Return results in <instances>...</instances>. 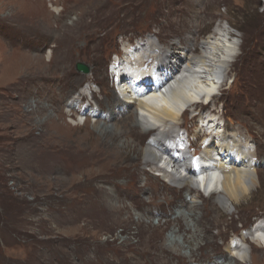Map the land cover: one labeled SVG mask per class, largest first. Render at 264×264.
Returning <instances> with one entry per match:
<instances>
[{
	"label": "rangeland",
	"instance_id": "obj_1",
	"mask_svg": "<svg viewBox=\"0 0 264 264\" xmlns=\"http://www.w3.org/2000/svg\"><path fill=\"white\" fill-rule=\"evenodd\" d=\"M218 25L231 26L240 46L209 108L244 132L263 169L264 0H0V264H210L216 255L241 264L228 247L245 234L255 245L264 181L226 208L213 187L170 181L143 161L153 131L140 150L125 148L124 118H111L105 100L117 85L111 69L133 46L204 38ZM78 91L100 116L68 107ZM194 115L180 120L190 136ZM177 216L198 237L180 231ZM252 254L262 264L264 250Z\"/></svg>",
	"mask_w": 264,
	"mask_h": 264
},
{
	"label": "bare ground",
	"instance_id": "obj_2",
	"mask_svg": "<svg viewBox=\"0 0 264 264\" xmlns=\"http://www.w3.org/2000/svg\"><path fill=\"white\" fill-rule=\"evenodd\" d=\"M202 13L203 10H197L195 18L201 17ZM228 26L218 25L204 38H181L178 45L171 41L162 47V44L148 39L140 46H133L129 52H124L123 63L116 64L111 69L117 85L113 87L112 95L105 99L109 105L110 117L118 115L124 118L122 125L125 129L121 135L125 136V148L140 150L144 131H153L152 138L142 150L145 165L161 171L170 181L191 189L210 191L212 187L215 188L219 194L216 201L224 208L233 202H239L264 181V168H257V163L251 156L252 145L242 138L244 132L236 129L230 131L229 126L221 123L219 112L209 108V101H213L219 83H223V75L238 56L240 45L231 26ZM140 52H143L142 55ZM131 64L130 70L128 66ZM90 89L94 90L91 86ZM141 90L144 95H141ZM75 95L68 107L82 115L89 113L94 118L100 116L97 114L101 109L100 105L98 108H89L83 104V91H78ZM186 111H192L194 118H197L194 138L190 136L189 130H186L189 136H185L186 132L182 131L180 120ZM205 112L213 115L205 116ZM259 123L264 128V120ZM102 128L108 129V123H103ZM202 135L208 138L202 144L203 151L198 160L202 165L201 170L196 173L189 163L192 155L188 151V143L195 146V139ZM256 152L264 158V149ZM261 163L264 164V159ZM201 177L204 179L201 180ZM175 221L182 222L179 224L180 231L191 234V237H198L183 222V216H177ZM261 221H257V225L252 226L249 232L255 245L246 246L247 234L242 235L240 241H233L229 245L230 262L256 264L252 252L256 249L264 250V240L261 239L264 237V219ZM191 237L188 235L185 238L190 242ZM168 253L172 259L182 258L176 253ZM241 254L243 259L240 258ZM218 256H210L207 261L210 264H224L223 258ZM248 257L250 263L246 262ZM260 257L264 264V254Z\"/></svg>",
	"mask_w": 264,
	"mask_h": 264
},
{
	"label": "water",
	"instance_id": "obj_3",
	"mask_svg": "<svg viewBox=\"0 0 264 264\" xmlns=\"http://www.w3.org/2000/svg\"><path fill=\"white\" fill-rule=\"evenodd\" d=\"M77 69L80 72H83V73H88L89 72V68L85 64H83V63H78L77 64Z\"/></svg>",
	"mask_w": 264,
	"mask_h": 264
},
{
	"label": "snow or ice",
	"instance_id": "obj_4",
	"mask_svg": "<svg viewBox=\"0 0 264 264\" xmlns=\"http://www.w3.org/2000/svg\"><path fill=\"white\" fill-rule=\"evenodd\" d=\"M203 179H204V178H203V177H201V180H203ZM261 239H262V240H264V237H261ZM240 258H241V259H243V258H244V257H243V254H241Z\"/></svg>",
	"mask_w": 264,
	"mask_h": 264
}]
</instances>
